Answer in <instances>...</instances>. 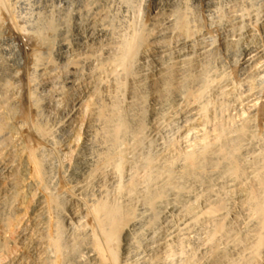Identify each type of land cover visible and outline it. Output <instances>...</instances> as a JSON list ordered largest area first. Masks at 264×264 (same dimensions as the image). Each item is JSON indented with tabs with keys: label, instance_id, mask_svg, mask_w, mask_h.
<instances>
[{
	"label": "bare ground",
	"instance_id": "obj_1",
	"mask_svg": "<svg viewBox=\"0 0 264 264\" xmlns=\"http://www.w3.org/2000/svg\"><path fill=\"white\" fill-rule=\"evenodd\" d=\"M111 1L34 0L30 12L36 27L26 34L28 25L14 13L15 0H0V25L7 31L4 35L0 30V264H23V253L12 252L11 245L25 241L27 252L39 255L42 246L47 248L45 257L40 255L42 264H65L69 253H75L77 261L84 256L94 264H153L152 256L169 254L170 240L186 237L195 222L221 228L220 215L199 208L197 190L191 194L180 188L204 169L215 175L217 156L226 161L219 173L234 192L235 203L257 219L247 221L244 244L232 243L231 248L239 251L253 241L254 252L246 264H261L264 147L261 152L256 132H249L255 121L264 119V3L258 12L248 0H195L202 14L191 17L187 5L181 11L170 7L186 0H150L149 27L156 25L164 9L167 25L153 26L157 29L152 27L149 37L136 30L127 37L107 20ZM86 9L92 13L87 15ZM99 51L109 53L99 57ZM150 55L155 64L148 72L145 62ZM208 90L215 99L239 98L241 124L233 129L228 146L217 129H207L212 101L207 99ZM178 107L186 114L181 129L177 126L187 147L182 162L170 145L152 153L141 144L149 131L146 123L159 126L161 118L172 110L176 113ZM242 176L251 187L243 184ZM114 183L122 203L108 198V186ZM50 188L60 189L75 203L66 220L76 222L78 236L63 239V219L53 216L60 193ZM26 198L29 209L23 205ZM157 212L163 226L156 220ZM173 213L181 214L176 227L168 220ZM34 221L41 229L39 237L28 232ZM121 232L126 242L118 257ZM183 241L178 242L182 251ZM190 258L181 264H195ZM225 258L224 253H216L209 264H224Z\"/></svg>",
	"mask_w": 264,
	"mask_h": 264
},
{
	"label": "rangeland",
	"instance_id": "obj_2",
	"mask_svg": "<svg viewBox=\"0 0 264 264\" xmlns=\"http://www.w3.org/2000/svg\"><path fill=\"white\" fill-rule=\"evenodd\" d=\"M18 1V2H17ZM21 0H15V6H14V13H15V16H16V19H18L19 21H21L22 19L23 20H25V22H23V21H21V23L22 24H25V25H28L27 27L26 26H24L26 29V31H28L26 34H29V33H31L30 31L33 29L34 30V28L36 27V24H33V23H36V22H34L35 21V19H34V17H32L33 16V14H32V12H30V11H32L33 9L31 8V7H35L36 6V3H34V0H29V2L28 1H26V0H23V1H21ZM27 3H26V2ZM121 1V0H120ZM119 0H112L111 1V3H110V11H109V14H108V16L107 17H109L110 16V20L109 19H107L110 23H111V26L114 28V30L115 31H117V33L118 34H123V36H129L131 33H132V31H134V33L136 32V31H139V32H144L145 34H146V36L147 37H149L150 35H151V32H152V30H154V29H157V28H159V26H160V28H162V27H164V26H166L167 25V23H166V15H167V11H165V9L164 10H161V12H159V21H157V22H154L156 25H152V27L153 26H155V27H157V28H152V30H151V28L149 27V25L151 26V24H149L150 23V16L153 14V12H152V2L150 1V0H122L121 2L123 3H121ZM125 2V4H124V2ZM249 2H250V4H251V6H252V8H254V9H256V11H260V9H261V5H263V3H264V0H261V1H259V0H256V2H255V0H248ZM259 1V2H258ZM24 3V4H21V3ZM31 2V3H30ZM116 2V3H115ZM181 4H180V3ZM191 2H192V4L193 5H191ZM253 2V3H252ZM261 2V3H260ZM197 2L195 1V0H186L185 1V3L183 4L181 1H176L172 6H170V7H172V9H174V10H177L176 8H178V10L177 11H181L182 9H184V7L187 5V7H186V10H187V12L189 11L190 13H188V14H190V16L191 15H193V16H197L196 14L198 13L199 15H201L202 14V12L200 11L201 10V8H199V4L197 3ZM256 3V4H255ZM260 3V4H259ZM26 4H28L27 5V7H26ZM31 4V5H30ZM30 5V6H29ZM33 5V6H32ZM177 5H179V6H177ZM194 5H197V6H194ZM199 5V6H198ZM255 5V6H254ZM256 5H258L257 7L259 8V9H257V7H256ZM20 6V7H19ZM24 6V7H23ZM123 6V7H122ZM176 6V7H175ZM184 6V7H183ZM194 6V7H193ZM260 6V7H259ZM18 7V8H17ZM30 8V10H29V8ZM112 7V8H111ZM115 7V8H114ZM182 7V8H181ZM256 7V8H255ZM181 10H180V9ZM188 8V9H187ZM194 8V9H193ZM196 8H198V9H196ZM32 9V10H31ZM192 9V10H191ZM195 9H196V13H195ZM193 10H194V12H193ZM22 11V12H21ZM26 11V12H25ZM29 11V12H28ZM86 11L87 12H85L87 15H90L91 13H92V10L91 9H86ZM258 11V12H259ZM25 14H24V13ZM200 12V13H199ZM17 13H19V14H17ZM22 13H23V15H22ZM163 15H162V14ZM193 13V14H192ZM195 13V14H194ZM27 14H28V16H27ZM31 14H32V16H31ZM111 14V15H110ZM113 14V15H112ZM22 15V17H20V16ZM19 16V17H18ZM27 18H26V17ZM31 17V21H30V17ZM193 16H191V17H193ZM25 18V19H24ZM41 18H43V16L41 17ZM68 19L70 20V17H68ZM165 19V21L163 22V20ZM26 20H28V21H26ZM34 20V21H33ZM161 20H162V22H161ZM31 22H33V23H31ZM114 23V24H113ZM129 25H128V24ZM132 23V24H131ZM141 25H140V24ZM143 23V24H142ZM159 23V24H158ZM166 24V25H164L163 26V24ZM30 24H32L33 26H30ZM35 25V26H34ZM133 26V28H135V29H133L132 28V26ZM138 25V26H137ZM159 25V26H158ZM31 28H30V27ZM115 26V27H114ZM117 26H119V28L117 27ZM124 26V27H123ZM130 27V29H129V27ZM137 26V27H136ZM140 26V27H139ZM0 27H1V32H2V34H4V35H6L7 34V31H6V27H5V25H3V24H1L0 25ZM5 27V29H3ZM118 29H117V28ZM127 27V28H126ZM123 28V29H122ZM137 28V29H136ZM31 29V30H30ZM125 29V30H124ZM126 29H128V30H126ZM139 29V30H138ZM5 30V31H4ZM121 30V31H120ZM136 30V31H135ZM151 30V31H150ZM119 31H120V33H119ZM123 31H125V32H123ZM147 31V32H146ZM5 32V33H4ZM131 32V33H130ZM126 33H128L129 35H127ZM150 33V34H149ZM140 48V47H139ZM139 51H141V48L140 49H138V55H139ZM100 52V53H99ZM99 52H97V54H98V56L100 57V56H103V55H106V54H108L109 52H104V51H99ZM111 52V51H110ZM103 53V54H102ZM137 55V56H138ZM51 56L54 58V55L53 54H51ZM150 58H152V56L150 55L149 56ZM149 58V60L147 61V59H146V62H145V64L147 63L148 64V66H147V64L145 65V68H147L146 69V71L148 70V72H150V71H152L153 70V66H154V64H155V61L153 60V58L152 59H150ZM137 60V57H135L134 59H133V61H136ZM153 65V66H152ZM150 70V71H149ZM207 94V99H208V101H210V100H212V101H210L209 102V107H208V112H207V114H208V121H207V129L210 131L211 129H217V131H219L220 133H221V136H222V139H221V141L223 142H225L226 141V146H228L227 144H229V142H228V140H229V138H231L232 136H234L232 133H234L235 134V131L236 130H233V129H237L238 127H239V125L241 124V119H240V117L241 116H239L240 115V110L239 109H237V108H240L241 107V104H240V102L239 101H237V100H239V98H238V96H236V95H234V96H232V97H234V98H229V97H227V98H219V99H215L214 97H212V93L208 90V92L206 93ZM208 97H210V99L208 98ZM214 99H215V101H214ZM223 99V100H222ZM225 99H228V100H225ZM237 99V100H236ZM217 100H219V101H221V102H217ZM214 101V102H213ZM225 101V102H224ZM233 101V102H232ZM235 101V102H234ZM223 102H224V104H223ZM237 102H239V103H237ZM226 103V104H225ZM238 104L239 106H237V104L236 105H228V104ZM213 104V105H212ZM220 104V105H219ZM224 105H226V106H224ZM211 106H212V108H211ZM218 106V107H217ZM228 106V107H227ZM230 106V107H229ZM235 106V107H234ZM214 107V108H213ZM221 107V109H219L218 110V108H220ZM224 107V108H223ZM226 107V108H225ZM234 107V108H233ZM211 108V109H210ZM243 108V107H242ZM182 109V110H181ZM217 111H216V110ZM223 109V110H222ZM175 111H176V113L172 110L171 111V113H169L168 115H166V116H164L163 118H161V120H160V123H159V126L157 127V126H155V125H151L149 122H147L146 123V126H148V132H147V134H146V136H145V138H143L142 140H141V144L143 145V146H146L147 148H149V149H147V148H145L147 151H149V152H151L152 151V153H153V151L154 150H156V151H158V149L157 148H159V150L160 149H162V148H165V146L166 147H168L169 145L171 146V147H169V148H172V147H174V148H172V150H173V153L175 154V156H177L176 157V160L178 161V162H182L183 160V154L185 153V151H187V147H186V145L184 144V142H182V141H180V135H179V130L181 129V127H182V125H183V123L184 122H182V120L184 119L185 120V118H186V114H185V110H184V108L182 107H178V108H175L174 109ZM214 110V111H213ZM243 110H244V108H243ZM184 111V112H183ZM212 111V112H211ZM216 111V112H215ZM221 111V112H220ZM220 113V114H219ZM238 113V114H237ZM244 113H246V111L244 110ZM177 115L176 117H175V115ZM184 114V115H183ZM209 114H210V116H209ZM169 115H171V116H169ZM181 115V116H180ZM185 116V117H184ZM216 116V117H215ZM175 117V118H174ZM179 117V118H178ZM210 118V119H209ZM216 118H218V119H216ZM221 118V119H220ZM174 119V120H173ZM181 119V120H180ZM215 121H214V120ZM240 119V120H239ZM176 120H178L179 121V124H181V125H177V123H178V121H176ZM183 120V121H184ZM212 120H213V122H212ZM218 121H219V123H222V124H219L218 123ZM177 122V123H176ZM262 122V123H261ZM214 123V124H213ZM254 123H255V125H254ZM252 125V127H251V132H249L250 134H253L254 132H256V133H254L253 135L255 136V137H257V138H255V140H256V146H258L257 148L262 152L263 150L261 149V148H263L264 147V134H262L261 135V133H264V131L262 130V129H264L263 127H264V119H261V120H257V121H255ZM8 124H10V121L9 122H7V125ZM149 124V125H148ZM219 125V126H218ZM234 125H235V128H232V127H234ZM262 125V126H261ZM180 128H178V127ZM181 126V127H180ZM215 126H216V128H215ZM221 126V127H220ZM177 127V128H176ZM212 127V128H211ZM214 127V128H213ZM218 127V128H217ZM226 127V128H225ZM256 127H257V130H256ZM157 128V129H156ZM223 128H224V130H223ZM175 129L177 130V131H175ZM223 131H222V130ZM227 131H226V130ZM231 129V130H230ZM231 132H230V131ZM151 132V133H150ZM229 133H230V135H229ZM177 134H178V136H177ZM228 134V135H227ZM176 135V136H175ZM229 136V137H228ZM261 136H262V138H261ZM179 138V140H177V139ZM261 138V139H260ZM148 139V140H147ZM150 139V140H149ZM175 139H176V141H175ZM260 139V140H259ZM143 140H145V141H143ZM152 140V141H151ZM259 140V141H258ZM150 143H149V142ZM167 141V142H166ZM175 141V142H174ZM163 144H162V143ZM176 142H178V143H176ZM258 142H260V143H258ZM146 143H148V145H144V144H146ZM159 143V144H158ZM156 144V145H155ZM157 144H158V146H157ZM175 144V145H174ZM260 144H261V147H259L260 146ZM151 145V146H150ZM180 145H182L183 147H186L185 149L182 147V146H180ZM162 146V147H161ZM154 147V148H153ZM161 147V148H160ZM180 148V149H179ZM154 149V150H153ZM178 149H179V151H178ZM264 149V148H263ZM177 150V151H176ZM181 151H182V153H181ZM262 155H263V153H262ZM180 157V158H179ZM218 157V158H217ZM216 158H217V160L215 159V161H217V163H215V167H213L214 168V173H216L215 175L214 174H210V171H209V169H204L203 170V173H201L200 175V177H198V178H196L195 179V181H194V178H192V179H190V180H188V182L187 181H184V182H182L183 184H181L180 185V188L182 189V190H187V191H195V190H197V191H195V192H191V194H194V195H196V194H198V195H196L197 197H198V206H201V207H199V208H201L202 210H210V211H213L215 214H218V215H220L221 216V220H219V222H221L220 224H221V228L220 229H218L217 227H213V226H216V224L215 223H213L214 225H212V223H208L207 225H209V226H207L206 225V227H205V225L203 224L202 225V223L199 221H197V222H195L194 224H193V227H191V229H190V233L189 234H191V235H187L186 237H180L182 240H184L183 241V243H187V245H189L188 246V248H187V245H185V244H183V246H184V251H182L180 248H178L179 246H178V242L181 240H178L177 238H172L171 240H170V244H171V246H172V248L173 249H171V252L169 253V254H167L165 257H162V258H157V257H155V256H152V258H153V264L155 263V264H181L184 260H185V258H187V257H191L190 258V261H192V262H194L195 264H209V262H210V260L213 258V256L216 254V253H219V252H222V253H224L225 254V256H226V258H225V263L224 264H246L249 260H250V258H251V256L253 255V252H254V247H253V245H254V242L252 241V242H250V243H248L247 244V246L245 245L244 246V248L243 249H240L239 251L238 250H233L231 247H232V243H234V244H236V243H241V244H244V237H242V235L244 236L245 235V232L247 231V226H246V223H247V221L248 220H252L253 222H256L257 221V219H256V216L255 215H253V214H251L252 215V217L250 216V214H249V211H247V210H244V209H242L239 205H237L236 203H235V196H234V192L233 191H231L230 189H228L226 186H225V182H224V178L222 177V173L220 174L219 172H221V170H222V165L223 166H225V164H226V161H225V159H223L221 156H217ZM222 158V159H220V158ZM180 159H181V161H180ZM221 160V161H220ZM225 162H224V161ZM223 161V162H222ZM222 162V163H221ZM224 163V164H223ZM222 164V165H221ZM221 165V166H220ZM216 166H218V168H216ZM220 166V167H219ZM217 169V170H216ZM221 169V170H220ZM209 173H208V172ZM205 173H207V174H205ZM218 173V174H217ZM208 174H210V176L211 177H209V175ZM212 175H213V177H212ZM221 176V177H218V176ZM202 177V178H201ZM204 178V179H203ZM203 179V180H202ZM241 180H242V182H243V184L245 185V186H247V187H251V185H252V183H251V181L249 180V179H245V177H243L242 176V178H241ZM248 180V181H247ZM198 181V182H197ZM188 183V185H192V184H194V185H190V186H187V183ZM197 182V183H196ZM223 182V183H222ZM246 182V183H245ZM200 185H199V184ZM248 183V185H246ZM209 184H210V186H209ZM212 184V185H211ZM223 184V185H222ZM186 185V187H183V186H185ZM197 185L200 187V188H198L197 187ZM204 185V186H203ZM109 186H110V188H109ZM108 186V198H109V200L110 201H112V202H116V203H122L123 202V200H122V198H121V196L119 195V193H118V191L116 192V190H117V188L115 187V183H114V185L112 186V185H109ZM196 186V187H195ZM203 186V187H202ZM209 188H208V187ZM213 186V187H212ZM51 187V186H50ZM211 187V188H210ZM188 188V189H187ZM189 188H191V189H189ZM216 190H215V189ZM200 189H203L204 191H202V190H200ZM208 189V190H207ZM50 190L53 192V191H55L54 193L56 194H59L60 193V189H52V188H50ZM112 191H113V193H112ZM213 191V192H212ZM216 191V192H215ZM262 192V191H261ZM210 193H212L213 195V199H212V196L210 197V199H207V198H209L208 196H209V194ZM215 193V194H214ZM217 193V194H216ZM116 196H115V195ZM200 194V195H199ZM232 194V195H231ZM261 194H264V191L262 192V193H260V197H261V199L262 200H264V195H261ZM66 194H61L60 193V197L58 196V202H59V205H58V207H57V209H55V211H54V213H53V216L55 217V219L56 220H59V221H61L62 219V221L60 222V224H61V226L63 227L62 228V237H63V239L64 240H67L68 238H73V237H75V236H78L79 234H80V232H79V226L76 224V222H74L73 221V224H69V221H67V220H69V216H70V211H71V209L73 208H75V203L73 202V201H71V199H69V197L66 195ZM113 195V196H112ZM203 195H206V196H203ZM217 195V196H216ZM65 196V197H64ZM202 196V197H201ZM62 197H64V198H62ZM206 197V198H205ZM113 198V199H112ZM116 198V199H115ZM176 198V197H175ZM234 198V199H233ZM121 199V200H120ZM177 199V198H176ZM203 199H207L206 200V203H204L202 200ZM212 199V200H211ZM218 199H220V200H218ZM61 200V201H60ZM217 200V201H216ZM28 199L26 198L25 200H24V203H23V205H25V208H27V209H29V207H30V205L31 204H26V203H28ZM68 201V202H67ZM199 202H201V203H199ZM210 202V203H209ZM216 202H217V204H216ZM227 202V203H226ZM232 202V203H231ZM233 202L235 203V204H233ZM264 202V201H263ZM262 202V204H264ZM29 203H31L30 201H29ZM201 204V205H200ZM26 205H28V206H26ZM208 205H209V207H208ZM220 205V206H219ZM228 205V206H227ZM73 206V207H72ZM135 206V208L137 207L136 205H134ZM219 208H218V207ZM264 206V205H263ZM62 207V208H61ZM220 207H221V209H220ZM227 208H228V210H227ZM60 210V211H59ZM224 211V212H223ZM248 213H247V212ZM158 214L156 215V220H157V222H158V224H160V226H163L164 225V222H162V218H161V214L159 213V212H157ZM222 213V214H221ZM226 215H225V214ZM245 213V214H244ZM66 214V215H65ZM174 214V215H173ZM173 214H171L170 216H169V218H168V220H169V224L171 225V226H173V227H176V226H178L179 225V223L181 222V214H178V215H176L177 213H173ZM177 217H176V216ZM234 215V216H233ZM236 216V217H235ZM250 216V217H249ZM60 217V218H59ZM62 217V218H61ZM171 217V218H170ZM234 217V218H233ZM236 218V219H235ZM67 219V220H66ZM161 219V220H160ZM171 219V220H170ZM235 219V220H234ZM159 220V221H158ZM224 220V221H223ZM240 220H242V221H240ZM255 220V221H254ZM172 221V222H171ZM179 223H178V222ZM236 221V222H235ZM238 221V222H237ZM224 224H223V223ZM240 222H241V224H240ZM244 222V223H243ZM162 223V224H161ZM173 223V224H172ZM230 223H231V225H230ZM33 224H36V221H34L33 223L31 222V224H29V226H28V232L31 234V235H33V236H35V237H39V236H41V229H40V227H39V225H33ZM67 224V225H66ZM196 224V225H195ZM202 226H201V225ZM243 224V225H242ZM73 225V226H72ZM195 225V226H194ZM212 225V226H211ZM224 225V226H223ZM230 225V226H229ZM228 226V227H227ZM39 227V228H38ZM70 227V228H69ZM73 229H72V228ZM244 228L246 229V230H244ZM38 229V230H37ZM215 229V230H214ZM30 230V231H29ZM75 230V231H74ZM194 230V231H193ZM198 230V231H197ZM40 231V232H39ZM68 231V232H67ZM197 233H196V232ZM209 231H211V232H209ZM221 231V232H220ZM228 231V232H227ZM229 231H231L230 233H229ZM245 231V232H244ZM192 232H194V233H196V235H195V237H194V233H192ZM241 232H243V233H241ZM73 233V234H72ZM203 233V234H202ZM202 234V235H201ZM205 234V235H204ZM207 234V235H206ZM123 235V236H122ZM125 234L123 233V232H121L120 234H119V236H118V239H117V242H116V251H117V255H118V257H120L121 255H122V253H123V250H124V242H126V236H124ZM217 235V236H216ZM223 235V236H222ZM65 236V237H64ZM80 236H82V235H80ZM198 236V237H197ZM229 236V237H228ZM192 239H191V238ZM197 237V238H196ZM205 237V238H204ZM214 237V238H213ZM67 238V239H66ZM199 238H201L200 240H199ZM125 239V240H124ZM228 239V240H227ZM241 239V240H240ZM196 240H199V241H196ZM203 240V241H202ZM205 240H206V242H205ZM209 240V241H208ZM28 241V240H27ZM192 241V242H191ZM213 241V242H212ZM229 241H231V242H229ZM240 241V242H239ZM69 242V241H68ZM196 242H198V243H196ZM176 243V244H175ZM195 243V244H194ZM206 243V244H205ZM214 243V244H213ZM217 243V244H216ZM231 243V244H230ZM253 243V244H252ZM26 244H27V242L25 241L24 242V244L23 243H21V242H16L15 244H12L11 245V247L13 246V249H12V252H14V253H16L17 251V253H19V254H21V253H23V255H24V258H23V261H22V263L23 264H42V261H40L41 260V258H43V257H45V255H46V253H47V248L44 246H42L41 247V249H42V252H41V254H35L34 252H32V251H26L25 250V247H26ZM175 244V245H174ZM24 245V246H23ZM216 245V246H215ZM203 246L205 247L206 246V248H203ZM229 248H228V247ZM14 247H15V249H14ZM177 248V249H176ZM193 248V249H192ZM224 248V249H223ZM44 249V250H43ZM176 249V250H175ZM215 249H217V250H215ZM222 249V250H221ZM245 249V250H244ZM15 250H17V251H15ZM174 250V251H173ZM179 250H180V253L178 254V252H179ZM186 250V251H185ZM208 250V251H207ZM252 250H253V252H252ZM23 251V252H22ZM182 251V252H181ZM189 251V252H188ZM192 251V252H191ZM217 251V252H216ZM233 251H235V252H233ZM28 254H27V253ZM240 252V253H239ZM252 252V253H251ZM173 253V254H172ZM181 253H182V255H181ZM193 253V254H192ZM206 253H207V255H209V256H207L206 255ZM212 253V254H211ZM238 253V254H237ZM44 254V255H43ZM177 254V255H176ZM205 254V255H204ZM227 254H229V255H227ZM231 254H232V256H231ZM264 254V246L261 248V255L262 256H264L263 255ZM38 255V256H37ZM43 256V257H41V256ZM73 255L75 256V257H73ZM172 255V256H171ZM235 255H236V257H235ZM241 255V256H240ZM249 255V256H248ZM28 256V257H27ZM32 256V257H31ZM35 256H37V258L35 257ZM176 256H177V258H176ZM184 256V257H183ZM30 257V258H29ZM167 257V258H166ZM178 257H182L181 259L179 258L178 259ZM209 259H208V258ZM229 257V258H228ZM245 257V258H244ZM25 258H27V259H25ZM28 258H29V260H28ZM74 258V259H73ZM76 258H78V259H76ZM170 258V259H169ZM198 258V259H197ZM249 258V259H248ZM263 259H264V257H262ZM72 259L74 260V261H72ZM82 259H84V260H82ZM82 259L80 258V261H77V260H79V257H76V255H75V253L73 254V253H69L68 255H67V258H66V263L65 264H77V263H79V264H94L93 262H91V260H88V258L86 259L84 256L82 257ZM159 259H161V260H159ZM165 259H167V261L165 260ZM178 259V260H177ZM201 259V261H199ZM203 259H205V260H203ZM263 259H261V264H263L264 263V260ZM34 262H33V261ZM38 260V261H37ZM71 260V261H70ZM76 260V261H75ZM86 260V261H85ZM157 260H159V261H157ZM162 260H164V261H162ZM168 260H170V261H168ZM181 260V261H180ZM233 260V261H232ZM234 260H236V261H234ZM243 260V261H242ZM31 261V262H30ZM88 261V262H87ZM154 261H156V262H154ZM161 261H162V263H161ZM231 261V262H230ZM239 261V262H238ZM241 261V262H240ZM41 262V263H40ZM77 262V263H76ZM90 262V263H89ZM230 262V263H229Z\"/></svg>",
	"mask_w": 264,
	"mask_h": 264
}]
</instances>
